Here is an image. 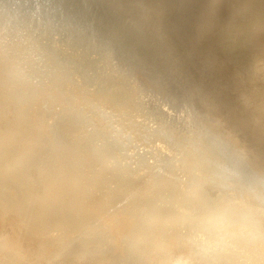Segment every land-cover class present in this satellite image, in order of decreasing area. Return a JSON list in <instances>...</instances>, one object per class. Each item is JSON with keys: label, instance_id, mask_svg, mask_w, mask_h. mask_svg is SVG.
<instances>
[{"label": "bare ground", "instance_id": "1", "mask_svg": "<svg viewBox=\"0 0 264 264\" xmlns=\"http://www.w3.org/2000/svg\"><path fill=\"white\" fill-rule=\"evenodd\" d=\"M125 1L0 0V264H264V0Z\"/></svg>", "mask_w": 264, "mask_h": 264}, {"label": "rangeland", "instance_id": "2", "mask_svg": "<svg viewBox=\"0 0 264 264\" xmlns=\"http://www.w3.org/2000/svg\"><path fill=\"white\" fill-rule=\"evenodd\" d=\"M128 1H129V3L127 4L126 2H128ZM172 2H173L174 4H173ZM199 2H200L201 4H203V3H202V0H200V1L198 0V3H199ZM125 3H126L127 5H126ZM130 3H131V4H130ZM170 3L174 6L176 13H181L182 11L186 10V9H185L186 6H185V5H182V1H180V0H170ZM179 3H180L181 5H178ZM176 4H177V6H176ZM204 4H205V6H206V3H205V2H204ZM130 5H131V6H130ZM127 6H128V7H127ZM129 6H130L131 8H130ZM180 6H184L185 8H184V7L181 8ZM203 6H204V5H203ZM125 7L127 8L126 10H127L128 13L125 11ZM128 8H130V10H129ZM123 9H124V10H123ZM132 9H133V10H132ZM180 9H181V10H180ZM131 10H132V11H131ZM122 11H124V12H122V14H121V17L123 18V20H121V22H122L121 24L123 25V27L125 26L124 29H125L127 32L129 31V29H130L131 27L135 26V28L133 27L132 30L130 29L131 32H130V31H129V32H130L131 34L133 33V34L135 35V34L138 32V29L140 28L139 31H141V36H143L142 38H143V39L147 38L146 35H147V33H148V35H147V36H148V38H147L148 40H146V39H145V40L148 41V42H150V41H151V38H150V37L153 36V38H152L153 40H152V41H154L155 43H154V42H150L151 44H149L148 42H146V44H145L146 46L144 45V43H143V45H144V46H143V45H142V42H145V41H144V40L142 41V39H141L140 43H139L138 41H136L137 38H135V37H136L137 35L134 37V35L132 34V36H133L134 38H130V37H132V36H131L129 33H127V32L124 33V32H123V33H121V35H119L120 38L122 39V41H121V39H119V41L117 40V43H116V41H115V42H111V43L108 42V43H110V44L107 43V45H108V46H109V45L113 46L114 44H119V46L121 45V46H120V47L122 48L121 50H122V51H125V53H123V54H127V53H128V55H127V59L130 58V56H131V57H132L131 59H132L133 61H138V62H140V61H144L145 63H144V62H143V63H144V64H147V67H149V68L151 67V68H152V69H151V73H150V74H152V75H151L152 77L155 76L156 74H158V72L161 71V69H162V70H164L165 68L169 69V70H168V73H166V72H167V69H166V72L162 71V72H164L166 75H165L164 73H162V72H159V74L157 75V76H159L158 79L156 78V76H155L154 78L156 79V81L159 80V82H158V81H157V82L160 83L161 85L165 86V87H166L169 91H171L172 93H173L174 90H175L174 92H176V87H177V86H175L176 84H174V86H172V85H173V83L175 82L174 80H176L177 78H179V75H177V74H178V71L184 69V68H182L180 65H182V64L184 63V60H185V59L188 60V59H187L188 56H189L190 59H192V60H194V61L196 62V60L193 59V58H194V57L197 58L198 56L202 55V54L204 53V50L207 51V50L212 49L213 51H216V48L220 46L219 43H218V37H217L218 34L216 35L215 32H214V34L212 35V37L210 36L211 34L209 35L208 33H206V34L209 35V38L205 37L206 35H205V36H201V35L198 34L199 36L202 37V38H201V37H198V35H197L196 33H194V35L191 36V38L189 39V40H190V41H189V44H186V46L184 47L185 49H184V48H182L179 44H177L178 41H176L177 39H176V36H175L174 30H172V27H171V26H168V27H167L168 29H167V28L164 29V26L162 25L163 22H162V23H158V22L156 23L155 18H153L154 23H153V20H149V21H152L153 24L150 23V22H148L149 25H148L147 23H146V24L144 23V25H141V27H142V26H145V27H142L143 30H144V28H146V26L148 25L147 28L144 30V31H145V32H144V31L141 29L140 25H139V24L142 23V21H141V19H140V18H141V17H140V14H139L138 12H136V10H135V8H134V5H133L132 1L130 2V0H126V1L124 2V4H123ZM129 11H130V13H129ZM125 12H126V14H125ZM133 12L135 13V14H133V15H134V16L136 15L138 20L135 18L136 16L134 17V16L131 14V13H133ZM137 13H138V14H137ZM128 14H129V15H128ZM130 14H131V17H128V16H130ZM126 15H127V16H126ZM124 16H125V19H124ZM126 17H127L128 21L126 20ZM132 18H133V19H132ZM129 19H130V20H129ZM125 20H126L127 22H125ZM132 20H134L136 23H135L134 21L132 22ZM136 20H137V21H136ZM138 21H139V22H138ZM140 21H141V23H140ZM186 21H187V20H186ZM123 22H125V24H124ZM145 22H146V21H145ZM187 22H188V21H187ZM187 22H186V23H187ZM130 23H131V25H130ZM155 23L158 24V25H156ZM114 24H115V23H114ZM126 24H127V25H126ZM132 25H133V26H132ZM138 25H139V26H138ZM159 25H160L161 27H159ZM114 26H115V25H114ZM129 26H130V27H129ZM136 26H137V27H136ZM151 26H152V27H151ZM156 26H157L158 28H161V29H158ZM127 27H129L128 30H127ZM138 27H139V28H138ZM148 27H150V28H148ZM162 27H163V29H162ZM137 28H138V29H137ZM152 28H153V29L155 28V29H154L155 31L152 32V33H155V34H153V35H152V33L150 32V31H153ZM156 28H157V29H156ZM135 29H136V30H135ZM221 29H222V28L220 27V30H221ZM149 30H150V31H149ZM156 30H157L159 33H157ZM159 30H160V31H159ZM163 30H164V33H162ZM132 31H133V32H132ZM161 31H162V32H161ZM198 31H199V32H198ZM221 31H222V30H221ZM166 32H167V33H166ZM119 33H120V32H118V34H119ZM142 33H146V34H143V35H142ZM150 33H151V34H150ZM161 33L163 34L164 37L162 36ZM173 33H174V34H173ZM197 33H202V31L199 30V29H197ZM139 34H140V33H139ZM156 34H161V35H157V36H158V38H157V36H155ZM170 34H172V35H170ZM127 35H128V36H127ZM208 35H207V36H208ZM124 36H125L126 38H125ZM129 36H130V37H129ZM159 36H161L162 38L159 37ZM167 36H168V37H167ZM169 36H170V37H169ZM144 37H145V38H144ZM171 37H172V38H171ZM214 37H215V38H214ZM123 38H124V39H123ZM128 38H129V39H128ZM159 38H161V39L159 40ZM165 38H168V39H167V42H166ZM192 38H193V39H192ZM197 38H198V39H197ZM205 38H206L207 40H206ZM125 39H126V40H125ZM135 39H136V40H135ZM154 39H155V40H154ZM157 39H158V40H157ZM196 39H197V42H196ZM214 39H215L216 41H215ZM123 40H124V41H123ZM131 40H132V41H131ZM149 40H150V41H149ZM168 40H169V41H168ZM172 40H173V41H172ZM174 40H175V41H174ZM125 41H126V42H125ZM164 41H165L166 43H168V42H169V43H168L167 45L162 46L163 44H166ZM202 41H203V42L205 41V42L202 43ZM209 41H210V42H209ZM120 42H121V43H120ZM123 42H124L125 44H124ZM129 42H130L131 44H130ZM136 42H138V43H137V44H138V47H137V44H135ZM156 42H157V43H156ZM158 42H159V43H158ZM160 42H162V43L164 42V43L161 44ZM171 42H172V43H171ZM194 42H196V43H194ZM200 42H201V43H200ZM214 42H215V43H214ZM112 43H114V44L112 45ZM128 43H129V44H128ZM153 43H154L155 46L152 45ZM173 43H174V45H173ZM190 43H191V44H190ZM122 44H123L127 49H125L124 46H123V47H124V49H123ZM132 44H133L134 46H135V45H136V46L133 48V45H132ZM147 44H149L150 46L147 45ZM159 44H161L162 47H161ZM201 44H202V45L204 44V45L201 47V46H200ZM209 44H210V45H209ZM212 44H213V45H212ZM128 45H129L130 47H129ZM141 45L143 46V50H142V48H141ZM151 45L154 46V48H155V52H154V50H153L154 48H152V49L150 48V47H152ZM157 45H158V46H157ZM170 45H171V47H170ZM177 45H179V46H177ZM189 45H190V46H189ZM198 45H199V47H198ZM205 45H206V46H205ZM207 45H208V46H207ZM114 46H115V45H114ZM114 46H113V47H114ZM139 46H140V48H139ZM147 46H148V47H147ZM156 46H157V47H156ZM165 46H166V47H165ZM167 46H169V47H167ZM172 46H173V47H172ZM175 46H176V49H172V48H174ZM191 46H192V47H191ZM113 47H111V50H112V49H114V50H115V49H118V46H115L116 48H113ZM144 47H146L147 49H146V48L144 49ZM158 47H159V48H160V47H161V48H164V49L167 50V51H165L164 49H162V50H164V51L158 50V49H159ZM200 47H201V48H200ZM129 48H130V49H129ZM136 48H138V49L136 50ZM161 48H160V49H161ZM166 48H167V49H166ZM168 48H169V49H168ZM177 48H178V51H175V50H177ZM179 48L182 49V50H179ZM186 48H188L189 50L187 49V50H188V51H187ZM131 49H133V50H131ZM150 49H151L150 52H144V51H149ZM156 49H157V51H156ZM170 49H171V50H170ZM183 49H184V50H183ZM190 49L193 50V51H194V49H195V51H194V52H193V51L191 52ZM198 49H199V50H198ZM109 50H110V46H109ZM118 50H119V49H118ZM118 50H115V51H118ZM129 50H130V51H129ZM138 50H139V51L141 50V51L139 52ZM172 50H173V51H172ZM185 50H186V51H185ZM126 51H127V52H126ZM131 51H132V52H131ZM142 51H143L144 54L142 53ZM159 51L162 52V54H161ZM180 51H182V52L180 53ZM183 51H184V52H183ZM189 51H190V52H189ZM130 52H131L132 54H131ZM134 52H136L138 55H136V53H134ZM152 52H153V54H151ZM157 52H158L159 54H161L162 56H163V55H164V56L162 57V56H160V55H158V54H156V56H155V53H157ZM171 52H173V54L176 53V54L179 55V56L182 55V57L176 56V54H175V56L178 57V58H176L175 56H173V54H171ZM188 52H189V54H191L192 56H190V55L188 54ZM195 52H196V53H195ZM145 53H148V54L146 55ZM182 53H183V54L187 53L188 56H187V54L184 56ZM194 53H195L196 55H194ZM199 53H201V54H199ZM118 54H119V53H118ZM123 54H121L122 57H124ZM129 54H130V56H129ZM150 54H151V55H150ZM169 54H170L171 57L168 56ZM180 54H181V55H180ZM119 55H120V54H119ZM144 55H145V59H144V57H143ZM152 55H154V56H152ZM220 55H221V54H220ZM125 56H126V55H125ZM137 56H138V57H137ZM139 56H141V57L139 58ZM159 56L164 60V62H162L163 60H162ZM165 56H166V58H165ZM221 56H222V55H221ZM151 57H152V58H151ZM168 57H169V58H168ZM172 57H173L174 59H173ZM185 57H186V58H185ZM191 57H192V58H191ZM148 58H150V59H148ZM158 58H160V59H158ZM164 58H165V59H164ZM175 58H176V59H175ZM182 58H183V60H181ZM134 59H135V60H134ZM156 59H157L158 62L156 61ZM168 59H169V62H170V63H168L167 61H165V60H168ZM177 59H179V60H181V61H178ZM145 60H146V61H145ZM175 60H177V61H175ZM186 60H185V61H186ZM149 61H150V63H149ZM155 61L157 62V64L154 63ZM159 61L162 62V63H161V66H162V64H163L164 68H162V67L159 65V63H160ZM146 62H147V63H146ZM152 62H153V63H152ZM165 62H166V63H165ZM172 62H175V63H172ZM177 62L182 63V64L179 65V63H177ZM140 63H141V62H140ZM148 63H149V64H148ZM153 64H154V65H153ZM164 64H166V66H165ZM168 64H171V65H168ZM175 64H176V65H175ZM149 65H150V66H149ZM156 65L158 66V70H157V68H156V67H157ZM172 65H174L176 68H174V66H172ZM154 66H155V67H154ZM169 66H172L175 70H174L172 67H169ZM160 67H161V68H160ZM168 67H169V68H168ZM179 67L181 68L180 70H179ZM153 68H156V71H158V72H154V73H152V72H153ZM159 68H160V69H159ZM171 68H172V69H171ZM177 69H178V71H177ZM170 70H171L172 74H169V73H171ZM154 71H155V69H154ZM173 71H174V72H173ZM176 71H177V72H176ZM173 73H176L175 75H176L177 78L175 77V75H173ZM227 73L229 74V72H227ZM160 74H161V77H160ZM163 74H164L166 77H165ZM167 74H169V76L173 75V76H171V77H173L174 80L171 79ZM160 78H161V79H163V78L165 79V78H166L165 81L168 79V80H167L168 82L166 81V82H167V83H166L165 81L161 80ZM175 78H176V79H175ZM169 79H170V80H169ZM162 81H163V82H162ZM169 81H170L171 84L169 83ZM232 81L234 82L233 79H232ZM172 82H173V83H172ZM164 83H165V84H164ZM175 83H176V82H175ZM167 84L170 85V86L168 85L169 88L167 87ZM172 87H174V88H172ZM171 88H172V89H171ZM201 107L204 108V105H201ZM221 154H223V152H222ZM221 174H222V173H221ZM222 175H223V174H222Z\"/></svg>", "mask_w": 264, "mask_h": 264}, {"label": "water", "instance_id": "3", "mask_svg": "<svg viewBox=\"0 0 264 264\" xmlns=\"http://www.w3.org/2000/svg\"><path fill=\"white\" fill-rule=\"evenodd\" d=\"M43 17V16H42Z\"/></svg>", "mask_w": 264, "mask_h": 264}]
</instances>
